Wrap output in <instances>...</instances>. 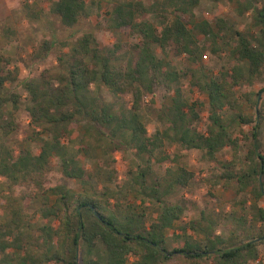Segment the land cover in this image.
<instances>
[{"label": "trees", "instance_id": "obj_1", "mask_svg": "<svg viewBox=\"0 0 264 264\" xmlns=\"http://www.w3.org/2000/svg\"><path fill=\"white\" fill-rule=\"evenodd\" d=\"M198 2L153 0L146 4L142 0H114L106 19L109 28H127L138 36L137 40L101 46L92 31H84L58 56L57 71L45 68L38 77L23 78L27 94L25 109L32 126L29 139L40 141L37 152L24 147L15 153L1 142V137L17 129L15 110L20 98L6 87L7 82L18 80V68L5 67L6 61L0 56V176L10 183V193L1 203L11 211L9 224L0 221V264L49 261L80 264L81 242L91 248L99 243L105 254L103 259L89 257L84 264H204L206 259H211L212 264H249L258 257L264 232L251 233L245 228L242 216L233 217L226 226V237L212 235L214 221L207 218V223L191 219L181 226L184 231L201 232L204 239L187 237L181 245L172 247L165 240L166 229L172 228L184 211V205L172 198L194 173L185 165H169L163 173L156 172L149 157L162 141L175 142L185 149H205L210 160H217L224 167L221 176L227 186L236 192L250 186L255 201L264 195V152L259 144V128L261 124L264 126V117L252 119L255 122L251 130L252 147L246 154L250 165L235 172L230 168L232 161H220L216 156L225 145H230L234 154L239 146L218 111L236 107V86L242 79L251 82L264 78V6L256 8L249 0L238 1L239 13L253 8L257 31L249 33L235 29L224 18H217L214 23L196 20L194 7ZM51 10L66 26L88 15L86 0H53ZM145 15L154 20L142 17ZM195 30L209 41L213 53L220 50L219 40L230 31L233 40L229 54L235 63L229 69L213 75L201 65L189 69L190 84L208 100L211 124L207 132L193 125L199 116L196 103L186 99L179 86H171L177 81L179 71L168 69L155 52L156 46L163 50L172 45L175 52L185 53L191 63L200 64L205 46ZM97 79L117 95H131L126 112H115L91 91L90 84ZM160 85L173 90L166 112L168 125L149 135L139 110L143 95H153ZM257 94L254 92V102ZM238 118L251 121L242 115ZM78 124L83 126V136L89 138L83 137L81 151L97 149L103 137L108 138L110 148H117L121 143L116 136L123 134L136 152L149 155L146 163L139 164L130 180L123 184L114 181L113 169L99 166L94 171L87 170L75 153L61 152L65 137ZM242 136L248 138L243 132ZM55 155L60 156L62 176L77 180L79 191L64 182L45 187L43 176ZM165 159L169 157H159V161ZM24 183L37 187L40 215L56 219L54 227L43 224L37 234L20 231L30 219L24 211L30 194L14 193L13 185ZM130 192H135L134 199H130ZM137 198L136 203L133 200ZM146 200L159 206L150 221L144 207ZM253 206L255 216L264 220L263 208L256 203ZM237 228H242L248 236L237 240ZM52 240L54 246L50 250ZM7 248L12 251L7 252Z\"/></svg>", "mask_w": 264, "mask_h": 264}, {"label": "rangeland", "instance_id": "obj_2", "mask_svg": "<svg viewBox=\"0 0 264 264\" xmlns=\"http://www.w3.org/2000/svg\"><path fill=\"white\" fill-rule=\"evenodd\" d=\"M144 3H151L153 0H142ZM239 0H199L194 7L196 20L207 19L214 23L217 18H224L238 30L249 33L257 31L254 25L253 8H248L245 12H238ZM245 1V0H243ZM256 8L264 6V0H249ZM53 0H0V56L5 61L3 65L12 69L17 66L19 75L15 82H7V90L15 91L19 94V107L15 110L17 129L5 137H1L9 149L18 152L20 148L28 147L34 152L39 149V140H31L32 126L30 118L25 109L26 90L22 83L23 78L38 77L40 72L47 68L57 71L58 56L68 50V47L75 41V38L84 31H92L101 46H110L117 41L137 40L138 36L133 35L129 29H112L107 23V14L112 8L114 0H86L88 15L82 17L72 26L64 25L59 16L51 10ZM154 20L152 16H142ZM201 44L205 46L202 52L200 64L191 63L185 53H177L172 45L163 50L155 47L157 56L165 62L168 69L179 71V76L171 86H179L186 99L196 103L198 118L193 125L201 132H207L211 120L209 118V105L206 95L197 87L190 84L191 67L201 65L208 74H218L222 70H227L235 63L229 54L230 45L233 40L230 38L231 31L223 39L219 40L220 50L213 53L209 41L204 38L198 30H195ZM47 42V43H46ZM45 45V46H44ZM47 47V49H45ZM245 66V65H244ZM264 78L253 81H242L236 86L237 105L235 108L225 107L218 111L220 118L228 125V129L238 140L237 153H233L230 145H225L217 151V159L224 162L232 161L230 167L235 172L241 171L251 164L246 159L248 150L252 147L251 130L255 123V117H264ZM91 91L105 103L109 104L115 112H126L131 104V95L125 93L117 95L111 92L100 80H95L90 84ZM254 92L257 98L254 102ZM172 88L162 85L158 86L155 93L145 94L142 97L140 114L147 128V133L153 135L157 130H162L168 125L166 112L171 103ZM238 115L249 117L251 121L245 122L239 119ZM259 132L260 150L264 152V126L261 124ZM242 132L248 135L243 138ZM83 137V126L77 125L65 137L62 153L76 154L80 163L89 171H94L99 166L105 169H113L115 172L114 181L123 184L130 180V175L143 165L148 159V154L138 153L127 140V135L116 136L121 145L117 148H110L108 138L103 137L99 142L100 147L90 150L87 153L80 150ZM91 140V139H90ZM161 155H167L169 159L160 160ZM60 156L51 157L48 170L44 173V185L49 187L57 183H66L75 191L80 190V183L72 178L63 177L60 172ZM153 162L156 172L163 173L164 167L185 165L194 173L189 183L178 188L173 201H179L184 205L182 216L175 221L172 228L165 231V240L168 247L179 246L185 238L204 239L205 235L193 229L182 230L181 226L187 225L189 220H201L207 223L210 218L214 221L212 225V235L226 237L228 234L226 226L235 216L245 218V228L251 233L264 232V220H259L255 216L256 203L264 210V195L256 201L252 196L250 186L242 192L234 191L232 186H227L221 176L224 167L217 160H210L205 153V149H185L175 142L162 141L153 156L149 157ZM158 159V160H157ZM234 184V180L231 181ZM9 181L0 176V221L9 224L11 211L4 207L1 201L10 193ZM14 193H29L30 200L24 211L28 215L29 222L20 228V231L39 233L38 227L43 224L54 225L57 220L52 216L42 217L39 212L40 199L39 191L35 185L17 184L13 185ZM99 189L101 187L99 186ZM135 192H130V199H134ZM52 198V197H51ZM136 203L139 199H135ZM148 221L155 218L158 212L156 202L145 201L144 205ZM203 217V218H202ZM205 217V218H204ZM16 233V231H14ZM237 240H242L246 236V231L237 228ZM50 250L53 249L54 240L50 242ZM259 254L249 264H264V243L259 244ZM11 252V248L6 249ZM22 253V252H20ZM18 253V254H20ZM103 247L97 243L91 248L80 243L79 263L84 264V260L89 257L103 259ZM16 259L18 256H15ZM132 256H130V259ZM18 260V259H17ZM15 262V261H14ZM3 264H7L3 263ZM43 264H61L56 262H45ZM204 264H212L211 259H206Z\"/></svg>", "mask_w": 264, "mask_h": 264}]
</instances>
